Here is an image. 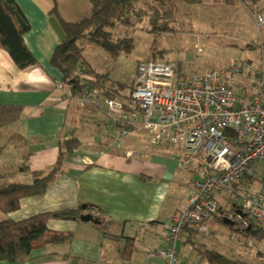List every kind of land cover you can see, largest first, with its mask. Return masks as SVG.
<instances>
[{
	"label": "crops",
	"instance_id": "1",
	"mask_svg": "<svg viewBox=\"0 0 264 264\" xmlns=\"http://www.w3.org/2000/svg\"><path fill=\"white\" fill-rule=\"evenodd\" d=\"M15 2L31 26L24 35V42L38 64L20 70L0 48V105L23 109L19 121L0 125V147H4L0 157V174L5 176L2 181L31 184L34 174L47 173L56 165L66 141L76 139L79 145L67 155L62 172L50 183L46 193L22 200L19 210L7 217L20 221L43 213L80 211L87 206V212H95L100 221L109 220L105 230L99 224L83 222L81 216L75 220H50V230L73 233V242L48 245L35 252L25 264H166L163 258L147 254L156 250L160 238H166L165 226L170 217L187 207L199 177L171 162L174 148L152 146L155 149L144 151L128 147L127 142L132 141L129 139L107 153V148L115 142V135L104 136L97 123L104 125L102 120L105 119H95L91 113L97 110L81 107L63 85L61 73L51 66V58L61 40L49 22L50 11L56 3L66 23H78L92 13L90 0ZM103 60V66L108 65L100 69L94 61L85 58L91 69L110 75L111 81L127 88L112 77L113 60L107 54ZM126 92L127 89L124 96H128ZM80 112L88 131L77 135L67 126L69 114L76 118ZM113 131L118 134L117 130ZM129 150L143 154V158L127 157ZM26 163L29 169L24 171ZM218 226V222L206 225L195 235L186 231L180 261L203 264L195 240L218 230ZM128 240L134 252L130 260H123L121 252ZM186 243L195 248L194 252Z\"/></svg>",
	"mask_w": 264,
	"mask_h": 264
},
{
	"label": "built area",
	"instance_id": "2",
	"mask_svg": "<svg viewBox=\"0 0 264 264\" xmlns=\"http://www.w3.org/2000/svg\"><path fill=\"white\" fill-rule=\"evenodd\" d=\"M258 22L264 25V15ZM76 100L102 111L106 128L117 130L120 138L144 131L150 146L174 148L171 162L199 177L187 207L170 217L166 238L157 241L149 257L184 264L179 249L185 232L209 225L222 210L264 231V66L238 60L229 69L181 77L174 63L147 61L139 64L126 99L90 89ZM119 137L107 153L121 147ZM126 155L143 158L134 150ZM249 181L259 182L260 189L246 188ZM225 195L232 204L228 200L223 206Z\"/></svg>",
	"mask_w": 264,
	"mask_h": 264
},
{
	"label": "trees",
	"instance_id": "3",
	"mask_svg": "<svg viewBox=\"0 0 264 264\" xmlns=\"http://www.w3.org/2000/svg\"><path fill=\"white\" fill-rule=\"evenodd\" d=\"M55 1V0H54ZM93 4L92 13L78 23H66L55 3L49 13L60 24L65 34V39L55 49L51 58V66L62 75L63 85L69 89L72 97H77L85 90L101 89L107 96L124 100L128 96L123 93L127 88L110 80L108 74L98 73L91 69L85 62L83 55L86 44L102 48L106 54L116 61L123 54H130L135 48L133 37L116 39L113 30L121 23L135 25L146 15L140 2L144 0H90ZM171 9L170 0H154ZM172 1V0H171ZM189 6L217 4L227 6L244 5L251 12L262 11L259 3L263 0H182ZM173 3V2H172ZM175 9L176 5H172ZM152 22H162L156 29L171 31L168 27V17L158 13L155 8ZM31 26L21 8L15 0H0V48L10 55L15 65L20 70L28 69L38 64L24 42V35ZM252 64V63H249ZM254 65V64H253ZM79 72L81 76H79ZM185 76V75H179ZM23 109L20 106L0 105V125L19 121ZM79 141L71 139L66 141L60 151L56 165L47 173L34 174L31 184L3 182L5 176L0 174V262L8 264H25L35 252L48 245L70 244L74 234L70 232H57L48 228L52 219L75 220L81 216L82 210H61L43 213L20 221H15L7 215L19 210L21 201L31 197H39L46 193L49 185L56 176L62 172L67 155L77 149ZM65 147V149H64ZM4 147H0V157ZM28 170L27 163L22 168ZM245 184V183H244ZM83 213V212H82ZM226 220L230 222L227 223ZM221 223L230 231L240 234L247 239L253 238L264 241V231L257 228L251 221L248 226L243 222L229 218V213L223 210L212 222ZM109 220H102L99 226L105 230ZM195 235L199 230L188 229ZM197 253L204 257L208 264H249L241 259L223 254L217 249H210L204 245L194 243ZM134 252L133 244L127 241L126 247L121 252L123 260H130Z\"/></svg>",
	"mask_w": 264,
	"mask_h": 264
},
{
	"label": "rangeland",
	"instance_id": "4",
	"mask_svg": "<svg viewBox=\"0 0 264 264\" xmlns=\"http://www.w3.org/2000/svg\"><path fill=\"white\" fill-rule=\"evenodd\" d=\"M172 2L176 5L174 10ZM170 3L172 4L171 9L154 0L141 1L140 6L146 11L143 19L135 25L134 23L132 25L121 23L112 31L116 39L133 37L135 40L132 53L123 54L116 61L112 59L114 63L110 67L113 71L112 77L115 76L118 82L127 86L128 96L138 66L142 62L174 63L177 66L178 75L201 74L208 69H229L238 60L252 63L257 67L264 66V25L258 22L259 15H264V0L259 3L262 8L261 12L258 10L251 12L242 4L238 6L217 4L189 6L182 0H170ZM154 8L159 14L168 17V27L172 29L171 31L155 28V25L160 26L162 22H152ZM196 45L203 48L204 52H200ZM105 54V50L91 44H86L83 52L84 58L94 61L100 69L108 65L105 63L103 66ZM81 114L83 115L82 112L78 113L76 118L69 114L68 119V130L74 129L77 135L87 130L82 123ZM91 114L95 119L101 118L105 119L102 121H107V116L102 111L97 110V113ZM97 124L101 126L105 137L112 135H115L114 138L119 137L115 131L108 130L105 123L104 125L103 122ZM148 137L146 132L138 131L132 136L118 139L121 145L130 139L132 141L127 142L128 147L150 151L151 148H155L148 143ZM156 150L163 152L160 149ZM245 187L258 191L260 183L249 181ZM221 197L223 205L228 200L230 204L233 203L228 195ZM236 203L240 205V199L236 200ZM92 215L95 217L94 214ZM219 224L218 230L215 229L207 236L197 237L195 243L201 245L204 243L209 248H216L226 255L247 260L252 264H264V241L247 239L224 228L221 223ZM181 244L182 241L180 247ZM186 246L191 247V244L186 243ZM194 249L191 247L192 252ZM199 260H202L203 264H208L204 257L199 256Z\"/></svg>",
	"mask_w": 264,
	"mask_h": 264
},
{
	"label": "water",
	"instance_id": "5",
	"mask_svg": "<svg viewBox=\"0 0 264 264\" xmlns=\"http://www.w3.org/2000/svg\"><path fill=\"white\" fill-rule=\"evenodd\" d=\"M49 22L52 26V28L54 29V31L56 32V34L58 35L59 39L62 41L65 39V34L63 32V29L61 28L60 24L58 23V21L54 18L51 17L49 19ZM88 207L87 206H83L82 207V211L84 212L83 215H81L80 219L83 222H92L94 224H100L101 221L99 220V218L94 217L91 213L87 212ZM227 223H229V220H226Z\"/></svg>",
	"mask_w": 264,
	"mask_h": 264
}]
</instances>
